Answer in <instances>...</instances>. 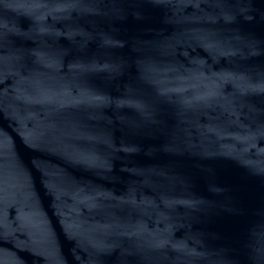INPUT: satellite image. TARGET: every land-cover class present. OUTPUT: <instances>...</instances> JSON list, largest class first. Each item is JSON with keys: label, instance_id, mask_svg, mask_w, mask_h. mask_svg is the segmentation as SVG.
I'll return each instance as SVG.
<instances>
[{"label": "water", "instance_id": "1", "mask_svg": "<svg viewBox=\"0 0 264 264\" xmlns=\"http://www.w3.org/2000/svg\"><path fill=\"white\" fill-rule=\"evenodd\" d=\"M0 264H264V0H0Z\"/></svg>", "mask_w": 264, "mask_h": 264}]
</instances>
